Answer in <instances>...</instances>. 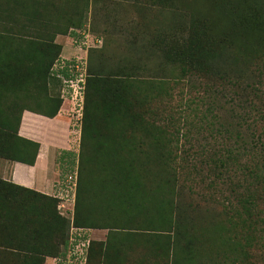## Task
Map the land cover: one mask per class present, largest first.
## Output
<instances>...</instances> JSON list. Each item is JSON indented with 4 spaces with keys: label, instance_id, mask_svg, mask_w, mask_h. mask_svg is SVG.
<instances>
[{
    "label": "rangeland",
    "instance_id": "1",
    "mask_svg": "<svg viewBox=\"0 0 264 264\" xmlns=\"http://www.w3.org/2000/svg\"><path fill=\"white\" fill-rule=\"evenodd\" d=\"M24 4L26 11L13 13L12 20L5 22L10 15L1 14L0 29L14 30L9 35L18 49L0 60V128L8 130V136L14 132L15 125L8 123L18 106L12 101L24 104L35 96L61 97L60 78L49 72L39 78L36 71H26L24 66L38 53L41 58L59 54L62 62L53 65L58 70L62 64L68 68L71 59L84 61L87 76L80 105L86 106L79 110V124L69 123L71 153L59 164V181L64 182L67 174L81 179L88 166L91 190L74 188V195H79H73L68 212L60 213L51 193L36 191L44 197L34 200L10 194L9 181L0 176V192H6L0 196V264H52L49 254L61 248L62 235L67 242L76 228L89 240L86 264H264V251L253 241L249 247H238L245 235L252 238V228L244 231L228 225L219 207L179 186L180 178L171 174L172 163L165 159L174 145L165 137L154 139L162 132L152 127L166 123L159 117H178L185 97L203 93L201 85L210 89L220 82L200 72L202 52L199 46L189 48L188 24L195 32L192 37L206 38L202 47L208 45L210 59L220 69L251 80L262 77L264 0H24ZM0 7H5L2 0ZM72 29L88 31L102 41L85 50L88 41L82 45ZM159 31L168 46L166 55L156 48ZM200 39L191 40L190 46L199 45ZM181 45L185 48L177 50ZM254 68L261 73L250 75ZM125 74L132 78L131 97L124 92L126 85L116 80ZM32 78L35 83L29 82ZM20 84L22 89L13 91ZM73 96L65 87L60 108L64 116ZM149 111L155 123L145 119ZM212 112L223 120L225 113L217 108ZM218 120H211L213 127ZM81 124L88 131L86 146H80ZM84 151L88 159L79 167ZM126 152L138 162L127 172ZM143 158L148 159V172L140 176L137 164ZM96 177L101 182L98 192ZM45 222L56 228L53 233L44 230Z\"/></svg>",
    "mask_w": 264,
    "mask_h": 264
},
{
    "label": "trees",
    "instance_id": "2",
    "mask_svg": "<svg viewBox=\"0 0 264 264\" xmlns=\"http://www.w3.org/2000/svg\"><path fill=\"white\" fill-rule=\"evenodd\" d=\"M2 1L5 7H0L1 21L3 19L1 14L6 16L10 15L4 20L6 22V20H12L11 15L13 13L17 14L26 11L24 9V0H17L14 3H11L10 0ZM191 24L194 26L193 23ZM12 32L14 30L9 31L3 27L0 29V60L5 58L7 53L11 51L13 53L17 52L18 48L14 47L16 44L14 42L15 38L9 35ZM194 34L193 27L188 24L185 39L189 43V48L197 49L198 46V49L201 48L202 67L199 68L200 72L220 82L217 85L213 84V87L207 84L208 87H211L210 89H206L204 85H201L202 94L193 95V97L189 98L185 97L182 102V107H179V113L181 114L177 115L178 117H175V115H169L167 118L159 117V120H165L166 123L164 122L162 128L157 124V126H152L156 128L158 133L162 132V136L157 135L153 138L159 139L160 137H165L168 142L174 145L172 152L170 151L172 154L166 151L167 155H165V159L168 163H172L169 166L171 174L180 178V187L184 186L188 192L198 195V198L205 203L219 207L226 217L228 225L232 227L238 226L244 231L252 228V232L254 233L252 238L249 235H245L242 238V244L238 243V247L240 249L249 247L253 241L257 249L264 251V82H262L264 79V70L262 77L259 79L257 77V80H251L250 76L243 77L235 73L227 74V72L216 65L215 59H210L211 53H209L208 45L205 44L202 47L203 40L206 39L204 36H197L201 37L199 45L195 43L194 46H190L191 40L194 41L197 38L192 37ZM188 37H191V40ZM156 38L158 39L156 42L157 50L161 51L163 55H166L168 46H166L165 41H162V32L159 31ZM178 48L180 50L185 47L181 45V47H177V50ZM23 55L21 54V56ZM36 56L34 60L24 66L26 71H36L39 78L45 77L49 72L51 75L60 78L62 84V79L67 76L66 70L53 68V65L58 60L59 54L57 57L54 56V58H49V56L45 55L41 58V54L39 53ZM255 71L261 73L260 69L254 68L250 72V75L253 76ZM84 76L83 85L86 84L87 73L85 75V71ZM35 78L37 82L41 83L40 79ZM35 78H32L30 81L27 79L26 83L28 81L35 83ZM116 80L123 87L126 85V91L124 90V92H126L128 97H131L132 94L129 87L132 78L128 74H125ZM18 89H22L21 84L16 86L13 91H17ZM83 97L85 98V96ZM12 100L15 99L12 98ZM121 101V99H118L116 104L119 105ZM61 103V97L38 99L35 96L24 104H17L12 101L14 106H18V112L15 114L16 116L14 115L9 118L8 124L15 125V129L13 128V134L8 136L6 134L8 130L0 128V157L7 160L11 159L32 163L37 152L38 144L21 137L17 133L20 110L22 108H28L41 115L53 117L58 108H60ZM192 103L194 106H191ZM85 106L86 103L82 105V112ZM192 107L193 109H190ZM215 108L219 109L220 113H225L223 120L219 121L218 115L212 112ZM117 109L120 114H126V111L122 110V108ZM190 110L193 111L189 113ZM147 116L148 118H145L146 120L150 119V123H155L156 117H154L151 111L147 113ZM66 118L69 120L68 116ZM212 119L218 120L217 126H212ZM229 119H232V121ZM192 130L199 135L192 134ZM1 131H4V136ZM204 131L206 133H203ZM87 134L86 125L81 124L80 146L82 143L85 146L88 145L86 143ZM8 140H11V142H8ZM140 143L143 145L144 140H140ZM88 151L82 153L81 160L78 159L79 167L83 166V163L88 159ZM140 153L143 154L144 151L141 150ZM168 156L170 157L168 158ZM124 159L126 172L129 167L133 166V162L138 163L136 157H130V154L127 152ZM147 160L143 158L141 160L142 164H137L140 176H144L148 172L147 164H145ZM84 168L85 175L81 179L77 178V181L75 179L77 182V187L75 183V188H81L80 190L85 193L87 189L88 193V189L91 190L88 186V181L92 171L91 167L84 166ZM137 176L138 173L136 172ZM97 179L96 177L95 192H98L100 187L98 183H101ZM8 183V187L11 186L12 188L9 190L11 192L10 194L18 192L22 197L32 200L37 199V197H44L31 188L23 187L11 181ZM5 193L0 192L1 198L4 197ZM75 195L77 197L79 193H75ZM53 198L56 201V198ZM125 201L129 202V200ZM3 211L5 215H9L5 205L3 206ZM42 224L43 227L45 226L44 230L46 232L52 231L53 233L56 229L51 226L52 224L49 225L48 222ZM64 242L65 236L62 235L61 248L52 251L49 256L62 255L67 243ZM89 248L88 243L85 264L88 263ZM241 252L244 253L243 251ZM225 263L226 261L221 262V264ZM237 264L243 263L238 261Z\"/></svg>",
    "mask_w": 264,
    "mask_h": 264
},
{
    "label": "crops",
    "instance_id": "3",
    "mask_svg": "<svg viewBox=\"0 0 264 264\" xmlns=\"http://www.w3.org/2000/svg\"><path fill=\"white\" fill-rule=\"evenodd\" d=\"M60 110L58 108L53 117L28 108L20 110L17 132L21 137L37 143L38 148L32 163L0 159V176L3 180L56 195L62 182L59 181V164L71 153L69 120Z\"/></svg>",
    "mask_w": 264,
    "mask_h": 264
},
{
    "label": "built area",
    "instance_id": "4",
    "mask_svg": "<svg viewBox=\"0 0 264 264\" xmlns=\"http://www.w3.org/2000/svg\"><path fill=\"white\" fill-rule=\"evenodd\" d=\"M71 31H73L74 33H78L77 35H79V37L81 38L80 43L82 42V45L85 46L84 41H88L87 45L84 47L85 50L94 46H99L102 41L100 36H93L88 31L73 29ZM59 57L56 62L57 65L58 62H62ZM60 68L65 70L67 69L68 72L67 76L62 79L63 87L61 98L63 97L65 87L66 89L70 88V90H72V94L74 95L72 98H70L71 102L68 106V109H65V115L69 117V123L71 122V124L75 126L79 124L78 121L80 120L81 115L79 114V110L81 109L80 104L82 102L85 63L84 61L80 62L79 60L75 61L71 59L69 60L68 68L65 66V64H62ZM62 103L60 105V108L63 105ZM75 179V174H67L65 180H63L64 182H61V184H59L57 188V192L54 197L58 201L57 207L62 209V212L60 213H66L70 210L69 206L67 205H72L73 202L72 198L75 190ZM88 243V238H86L84 234L80 233L79 228L71 230L62 255L53 256L50 258L52 264H85Z\"/></svg>",
    "mask_w": 264,
    "mask_h": 264
}]
</instances>
